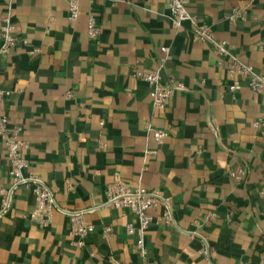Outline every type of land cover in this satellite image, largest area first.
I'll list each match as a JSON object with an SVG mask.
<instances>
[{"label":"crops","instance_id":"0c3cea01","mask_svg":"<svg viewBox=\"0 0 264 264\" xmlns=\"http://www.w3.org/2000/svg\"><path fill=\"white\" fill-rule=\"evenodd\" d=\"M78 1L72 20L69 0H0V45L6 17L27 39L0 60V88L10 91L2 112L23 126L26 174L72 210L103 203L117 177L161 189L177 225L147 228L145 258L127 230L139 225L136 215L101 207L84 215L94 230L81 245L62 211L48 227L31 217L34 187L22 184L0 215V264H264V92L245 81L231 90L211 42L195 39L191 21L175 28L164 0ZM235 7L245 19L227 18ZM188 8L264 74V0H189ZM90 14L101 28L96 39ZM165 45L164 78L185 89L157 109L134 72L158 68ZM149 125L168 136L159 142ZM10 169L0 137V190L12 184Z\"/></svg>","mask_w":264,"mask_h":264},{"label":"built area","instance_id":"2783aa9c","mask_svg":"<svg viewBox=\"0 0 264 264\" xmlns=\"http://www.w3.org/2000/svg\"><path fill=\"white\" fill-rule=\"evenodd\" d=\"M10 2L11 0H7ZM172 13L173 26L181 27L184 22L191 21L194 26L195 39L208 40L211 42L215 50L221 56L220 64L228 71L232 83L231 90H239L243 86V81L255 92H264V74L258 72L255 67L245 62L237 53H235L226 40L217 39L210 23L205 20H199L191 14L188 8L189 0H164ZM70 19L75 20L79 16L80 4L78 0H69ZM247 11L241 7H235L227 18L234 21L237 19H245ZM101 33V28L97 24V19L94 14H90L88 20V35L92 39H96ZM3 43L0 45V60L13 47L18 44H26L27 39L19 36L16 33V26L13 24L10 17L5 18V23L2 26ZM163 57L158 68L151 71L136 69L134 75L147 82L151 87V97L153 106L157 109H165L170 98L178 91L185 89V85L170 77L164 78V64L169 59L171 47L165 45L162 47ZM10 91L0 88V137L6 148L7 155L10 160V174L12 184L9 189H1L2 208L0 215L8 211L12 204V196L14 190L22 184L33 186L36 195V204L31 213V217L37 221L42 227H48L52 221L53 214L56 210H60L70 217L69 235L79 237L78 243L84 244L88 235L94 230L92 224H88L84 215L88 212L95 211L101 207H127L137 217L139 225L133 223L127 225L129 233H136L138 240L136 247L141 255L146 258V230L154 222L158 223L161 220L166 221L170 225H177L174 216V200L172 196L167 195L161 189H147L142 186H135L130 181L120 177L115 178L107 189V199L98 205L84 209H67L61 207L54 196L51 187L38 175L30 172L26 174L30 166L29 159L26 156L28 141L22 137L23 126L12 124L8 115L2 112L6 99ZM71 95V92L68 93ZM262 121H257L259 125ZM148 129L153 132L155 138L161 142L168 136V131L165 129L154 128L148 126ZM238 178L245 174V170H240L239 173H233ZM152 209H160L161 213L154 216L150 213ZM145 264H148L145 262Z\"/></svg>","mask_w":264,"mask_h":264}]
</instances>
